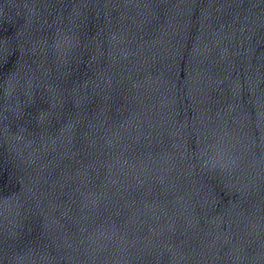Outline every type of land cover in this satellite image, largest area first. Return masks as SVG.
I'll return each instance as SVG.
<instances>
[{
    "label": "water",
    "instance_id": "water-1",
    "mask_svg": "<svg viewBox=\"0 0 264 264\" xmlns=\"http://www.w3.org/2000/svg\"><path fill=\"white\" fill-rule=\"evenodd\" d=\"M0 264H264V0H0Z\"/></svg>",
    "mask_w": 264,
    "mask_h": 264
}]
</instances>
